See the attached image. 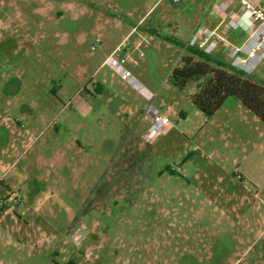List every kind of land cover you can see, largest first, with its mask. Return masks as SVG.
I'll return each mask as SVG.
<instances>
[{
	"label": "rangeland",
	"instance_id": "374dc122",
	"mask_svg": "<svg viewBox=\"0 0 264 264\" xmlns=\"http://www.w3.org/2000/svg\"><path fill=\"white\" fill-rule=\"evenodd\" d=\"M130 2L0 0V106L26 103L39 119L43 106L78 89L93 96L90 158L76 161L69 199L67 190L36 193L41 167L30 156L39 137L30 142L19 185L26 201L17 209L11 197L0 216V264H264L262 123L241 114L234 97L207 117L190 100L194 83L180 91L169 81L206 15L227 40L211 55L229 63L233 15L218 10L220 0H189L188 9L165 0L131 31ZM118 46L149 99L106 63ZM248 76L264 80V60ZM150 107L167 120L160 129H150ZM46 112L45 124L62 122ZM75 132L61 128L56 140L84 135Z\"/></svg>",
	"mask_w": 264,
	"mask_h": 264
},
{
	"label": "crops",
	"instance_id": "0c3cea01",
	"mask_svg": "<svg viewBox=\"0 0 264 264\" xmlns=\"http://www.w3.org/2000/svg\"><path fill=\"white\" fill-rule=\"evenodd\" d=\"M245 1L247 4L252 6L264 3V0ZM127 2L130 1L127 0ZM164 2L165 0L131 1L130 4L134 3L132 13L137 15L136 20L130 23L132 26L131 31L135 30L142 20L148 17L156 7L161 6ZM180 5L181 7L188 9V6L190 5L189 0H181ZM228 11L233 16L248 15V8L241 0H234L230 4ZM216 19L217 17L215 14L210 16L206 15L203 18V22L198 23L193 28L190 35L194 29L200 25L209 28L215 27L218 23L216 22L218 21ZM190 35L187 37V40ZM246 35L247 33L240 30L232 32L228 35V43L239 44L243 42ZM223 46H226V43L219 44L216 48L217 52L223 48ZM213 56L221 60L220 56H217L216 54H213ZM145 89L147 90V88ZM147 91L148 93H151L149 90ZM83 92L84 95L82 94ZM92 97L93 96L90 92H88V90H86V88L78 89L73 95L66 98V103L59 100L58 103H51L47 106H43L42 109L38 111L39 119H37L38 117L34 119L32 114H28L34 111H30L33 109L26 103L20 102L21 104L12 105L11 101L7 100L4 105L0 106V108H2L0 111V216L2 218L9 215L10 207L8 206V203L11 200V197H13L12 201L15 206L14 208L17 209L22 207L23 202L26 201L25 199H22L21 196V194L25 193V190L23 191L19 187L21 186L20 183H25L28 179L27 168L29 167L30 162H28L25 157L28 155L27 148L29 147L30 142L33 141V138L39 137L40 140L38 146L39 151H36V153H33L30 156V159L38 161L37 165L41 167V174L39 175L41 183H39L38 188L36 187V193L45 191L49 194V192H51L53 193V197L56 196L57 198L60 190H67L68 199L70 198V193L73 195V190L75 188L74 179L77 171L80 170L79 168L77 169L76 161H84L87 157L90 158V155L86 150L90 146L86 129L93 121L88 113ZM226 100L223 103H225ZM236 104V107L241 114L247 116L248 118H256L254 115H251L252 113L245 109L239 101ZM44 112L50 114L56 113L55 118H60L62 116L63 120L61 123L57 124V126L51 125L50 123L45 124L46 117ZM251 120L255 123L260 122L257 118ZM262 126L263 129L261 130L264 132L263 123ZM61 128L69 133L82 128L84 135L78 137L75 132L71 135V137L62 142L56 140V136L61 131ZM45 136L46 139H44ZM120 137L121 135L118 136V140ZM45 149L52 150L45 152ZM104 158L106 162L103 168L101 166L99 174L96 175L92 184L89 183L87 188L89 193L92 191L93 186L98 182L103 171L107 168L109 159L107 154ZM43 181L45 183L42 184ZM70 182L72 183L71 187ZM61 183H67V185L61 186ZM257 192L255 194L256 198ZM48 194L44 196V198L48 197ZM37 197L39 198V196ZM86 199L87 198L83 201H87ZM259 200L263 201V199ZM15 216L18 215L14 213V217Z\"/></svg>",
	"mask_w": 264,
	"mask_h": 264
},
{
	"label": "trees",
	"instance_id": "16d2710c",
	"mask_svg": "<svg viewBox=\"0 0 264 264\" xmlns=\"http://www.w3.org/2000/svg\"><path fill=\"white\" fill-rule=\"evenodd\" d=\"M169 81L180 91L194 83L190 100L207 117L228 97H234L264 124V80H255L213 55L187 47L179 65L171 71ZM168 172L175 173L171 169Z\"/></svg>",
	"mask_w": 264,
	"mask_h": 264
},
{
	"label": "built area",
	"instance_id": "2783aa9c",
	"mask_svg": "<svg viewBox=\"0 0 264 264\" xmlns=\"http://www.w3.org/2000/svg\"><path fill=\"white\" fill-rule=\"evenodd\" d=\"M178 3L180 0H171ZM234 0H221L218 3V10L227 12L230 4ZM248 8V15L230 16L226 20L229 28H234L247 33L246 38L239 44L229 43L226 54L229 64L245 75H251L256 66L264 60V3L260 5H249L245 0H241ZM226 43L225 37L217 30L205 26H197L187 40V47L198 50L204 54L211 55L219 44ZM122 52V47L118 46L106 63L120 77V79L131 84L140 92L142 96L149 99L151 93L133 77L129 69L124 66V58H118L117 54ZM149 113L155 121L150 129H160L167 123L166 118H158L153 107L149 108Z\"/></svg>",
	"mask_w": 264,
	"mask_h": 264
}]
</instances>
